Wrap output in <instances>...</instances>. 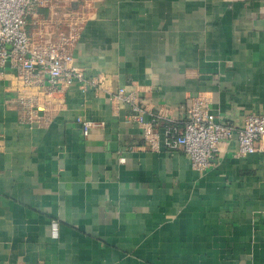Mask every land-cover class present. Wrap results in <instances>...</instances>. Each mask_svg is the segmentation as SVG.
<instances>
[{
	"label": "crops",
	"instance_id": "crops-1",
	"mask_svg": "<svg viewBox=\"0 0 264 264\" xmlns=\"http://www.w3.org/2000/svg\"><path fill=\"white\" fill-rule=\"evenodd\" d=\"M85 5L74 55L89 75L178 115L198 91L224 121L264 111V0H55L29 30ZM16 83L0 66V264H264L263 152L238 156L235 139L197 170L182 148L154 150L129 106L77 84L29 122Z\"/></svg>",
	"mask_w": 264,
	"mask_h": 264
},
{
	"label": "built area",
	"instance_id": "built-area-1",
	"mask_svg": "<svg viewBox=\"0 0 264 264\" xmlns=\"http://www.w3.org/2000/svg\"><path fill=\"white\" fill-rule=\"evenodd\" d=\"M54 3L0 0V66H9L16 73L17 103L25 120H47L57 109L52 105L57 95L77 84L83 92L94 90L129 106V119L138 123L144 140L154 150L162 146L168 150L182 148L197 170L209 168L221 146L235 139L238 156L264 153V111L248 112L241 122L224 121L213 110L212 97L198 91L186 98L184 111L178 115L165 106L155 107L139 87H115L110 74L89 75L76 64L74 49L83 25L94 17L91 5L70 15L52 14L36 21V27L29 30L39 9H49ZM54 31L58 33L55 38ZM77 121L88 136L95 122L83 116ZM160 122H164L163 131L157 127ZM120 161L124 162L125 157Z\"/></svg>",
	"mask_w": 264,
	"mask_h": 264
}]
</instances>
